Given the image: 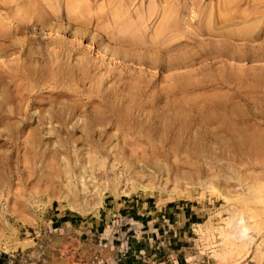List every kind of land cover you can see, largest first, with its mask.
<instances>
[{"label":"rangeland","instance_id":"1","mask_svg":"<svg viewBox=\"0 0 264 264\" xmlns=\"http://www.w3.org/2000/svg\"><path fill=\"white\" fill-rule=\"evenodd\" d=\"M0 77V264H264V0H0Z\"/></svg>","mask_w":264,"mask_h":264},{"label":"bare ground","instance_id":"2","mask_svg":"<svg viewBox=\"0 0 264 264\" xmlns=\"http://www.w3.org/2000/svg\"><path fill=\"white\" fill-rule=\"evenodd\" d=\"M182 1V0H181ZM186 1V0H185ZM193 1V0H192ZM242 2H243V0H242ZM263 2V1H262ZM221 3V2H220ZM186 4V3H185ZM191 4V3H190ZM195 2H194V6H195ZM222 4V3H221ZM186 6H188V5H186ZM190 6V5H189ZM188 6V7H189ZM184 4L183 3H181V5L179 4V6H177L176 8H173V9H170L169 11H168V13L163 17V19H162V21L160 22L161 24H160V26L158 27V30H167V31H169V33L170 32H172V30L174 29V31H175V29H180L181 27L183 28V31L182 32H180V33H182L183 35H184V40L186 41V42H189V40L188 39H193L192 37L191 38H188V37H190V35H188V30L186 29V27L184 26L186 23H185V21L187 22V20L186 19H184L183 20V18H179L177 15H180L181 13H184V12H186V9L184 10ZM187 8V7H186ZM194 8H196V7H194ZM221 8V7H220ZM159 11H160V9H159ZM216 11V10H215ZM190 12V11H189ZM201 12V11H200ZM219 12V11H218ZM174 13V14H173ZM237 13V12H236ZM176 15V16H175ZM215 15V14H214ZM238 15V14H237ZM149 16V15H148ZM216 16V15H215ZM227 16V15H226ZM184 18H185V16H183ZM244 17H245V15H244ZM178 18V19H177ZM223 20V19H222ZM182 21L184 22V24L182 23ZM217 21V20H216ZM220 22H221V20H219ZM224 21H225V19H224ZM231 21V20H230ZM154 22V21H153ZM219 22V23H220ZM226 22H227V20H226ZM223 23H225V22H223ZM228 23H229V21H228ZM187 24H189V23H187ZM216 24H218L217 22H216ZM157 30V29H156ZM181 30V29H180ZM190 31V30H189ZM191 33V32H190ZM158 34H159V32H158ZM181 34V35H182ZM208 34V33H207ZM221 35V34H220ZM195 36V35H194ZM228 36L229 37H232L233 35L230 33V34H228ZM253 35H251L250 37H251V39L252 38H254V37H257L258 35H254V37H252ZM170 37V36H169ZM250 37H246V38H249L250 39ZM234 38V37H233ZM232 38V39H233ZM236 38V37H235ZM169 39V38H168ZM227 39V38H226ZM255 39V38H254ZM134 40V39H133ZM154 41V40H153ZM156 41V40H155ZM161 41V40H160ZM134 42V41H133ZM135 43V42H134ZM134 43H131L130 42V44L132 45H134ZM151 43H152V41H151ZM157 43V42H156ZM155 43V44H156ZM232 43V42H231ZM155 44H152V45H147V46H151L150 47V49H152V47H153V50H155V48L154 47H156L155 46ZM233 44V43H232ZM28 45H29V43H28ZM157 45H160V44H158L157 43ZM259 47V46H258ZM160 48V47H159ZM158 48V50H161V49H159ZM165 49H169L168 47H164ZM232 48V47H231ZM157 49V48H156ZM173 50V49H172ZM31 51V50H30ZM101 51H102V53H104L105 55H107V56H109V57H111V58H116V56L113 54V53H110V52H108L107 51V49L105 48H102L101 49ZM148 51V50H147ZM151 51V50H150ZM40 52V51H39ZM149 52V51H148ZM163 52H166V51H163ZM162 52V53H163ZM171 52V51H170ZM169 52V53H170ZM263 52V51H262ZM49 53H51V52H49ZM259 53V52H258ZM103 54V55H104ZM165 54V53H164ZM32 55H33V53H32ZM59 55V54H58ZM166 55V54H165ZM168 55V54H167ZM186 55V54H185ZM257 55V54H256ZM50 56V55H49ZM202 56V55H201ZM46 57H47V54H46ZM45 57V58H46ZM164 57V56H163ZM257 58V57H256ZM50 60H52V58L50 59ZM55 60V59H54ZM117 60V59H116ZM141 60V59H140ZM142 61V60H141ZM165 61V60H164ZM188 61H190V60H187V57L185 56V58H183V59H181V61H170V60H167V63H165V67H173V65H175V66H177V65H188ZM143 62L144 63H146L147 65H152V64H158V61L152 56V59H147V60H145V59H143ZM24 63V62H23ZM35 63V62H34ZM134 63V62H133ZM137 63V62H136ZM24 65V64H23ZM55 67V66H54ZM55 72V71H54ZM31 75V74H30ZM37 75V74H36ZM2 77V76H1ZM0 77V78H1ZM32 78V77H31ZM1 80V79H0ZM1 85V84H0ZM20 87V86H19ZM17 88V87H16ZM52 89V88H51ZM14 92V91H13ZM59 93V92H58ZM63 93V92H62ZM22 94V93H21ZM60 94V93H59ZM52 95V94H51ZM1 96V95H0ZM5 96V95H4ZM33 96V95H32ZM23 97H25V96H23ZM31 97V96H30ZM29 97V98H30ZM15 99V98H14ZM20 99H21V97H20ZM24 99H28V98H24ZM12 100V99H11ZM21 100H23V99H21ZM16 101V100H15ZM14 101V102H15ZM17 101H18V98H17ZM20 101V100H19ZM9 102V101H8ZM23 102H25L24 100H23ZM20 103V102H19ZM51 104V103H50ZM76 104V103H75ZM16 105H17V103H16ZM82 105V104H81ZM15 106V105H14ZM20 106V105H19ZM22 106H23V104H22ZM18 107V106H17ZM16 107V108H17ZM53 107V106H52ZM51 107V108H52ZM19 108V107H18ZM55 108V107H54ZM15 109V108H14ZM53 109V108H52ZM21 110V109H20ZM45 110H47L48 111V114H44V115H42L40 118H39V122L36 124V126H34V127H31L30 129H29V133H30V135H31V137H32V144H33V146L34 147H37V146H39V145H41V140H40V135H39V133H40V130H41V124L42 123H45V122H51V120H52V118L54 117V116H56V115H54L53 116V114L51 113V109L50 108H47V109H45ZM1 112V111H0ZM25 113V112H24ZM1 115L3 114V113H0ZM59 114H60V112H59ZM1 118V121H3V120H5L4 118L6 117H8V118H11V117H14V119H15V121L17 120V122L19 123V126H17V131H19V132H23L25 129H28L27 128V123H26V119H24L23 118V115H22V112H20V111H18L17 109L16 110H13V115L11 116V115H9V114H7V116L5 115V114H3L2 116H0ZM221 117V116H220ZM57 118V120H58V122H59V124H60V127L62 128L61 130L62 131H64L65 132V138L63 139V136H62V140L64 141V142H61L60 144H59V146L61 147V146H65L67 143H69L70 142V140H72L71 139V137H70V134H71V130H72V125L71 126H69V122H70V117L69 116H66V115H60V116H57L56 117ZM219 118V117H218ZM12 119V118H11ZM85 120V119H84ZM14 121V122H15ZM7 122V121H6ZM93 122H95V121H93ZM53 123V122H52ZM230 123V122H229ZM91 125L90 126H87L86 128L87 129H84V139L86 138V137H88L89 135H91V132L92 131H94V129H93V127H92V123H90ZM95 124V123H94ZM40 125V126H39ZM233 127V126H232ZM232 129H234V128H232ZM42 131V130H41ZM50 131V130H49ZM5 139V138H4ZM87 140V139H86ZM59 141V140H58ZM47 143V142H46ZM50 143H52V142H50ZM71 143V142H70ZM59 146H56V147H51V148H49V149H51V150H53V151H55V150H57V152H59L58 151V149L60 148ZM73 151H75V153H76V150H73ZM52 152V151H51ZM77 154V153H76ZM103 160H105V158L103 157L102 158ZM75 160V159H74ZM99 162V161H98ZM77 163V162H76ZM99 165L101 166L102 165V163H99ZM91 166H92V164H90L89 165V167L91 168ZM81 167H82V170H83V173L80 175V178H82V177H84L85 178V176H84V174H85V171H86V169H87V166L86 165H81ZM93 167V166H92ZM71 176L73 177V173L71 172ZM75 178H77V176H75ZM242 218V217H241ZM243 227V226H242ZM247 233V234H246ZM248 235V232H247V228L246 227H243V229L241 230V234L239 235V236H241V237H239V238H242L243 236L242 235ZM247 238H248V236H247ZM245 239V238H244ZM232 244V243H231ZM236 244H238V242L236 243ZM232 245H235V244H232Z\"/></svg>","mask_w":264,"mask_h":264}]
</instances>
